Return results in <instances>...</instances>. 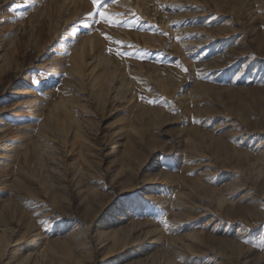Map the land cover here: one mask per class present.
<instances>
[{"label":"rangeland","instance_id":"obj_1","mask_svg":"<svg viewBox=\"0 0 264 264\" xmlns=\"http://www.w3.org/2000/svg\"><path fill=\"white\" fill-rule=\"evenodd\" d=\"M0 242L264 264V0H0Z\"/></svg>","mask_w":264,"mask_h":264},{"label":"bare ground","instance_id":"obj_2","mask_svg":"<svg viewBox=\"0 0 264 264\" xmlns=\"http://www.w3.org/2000/svg\"><path fill=\"white\" fill-rule=\"evenodd\" d=\"M14 116V115H13ZM32 131H33V129H32ZM38 132V131H37ZM15 133V132H14ZM19 133V132H18ZM21 133V132H20ZM17 134V133H16ZM25 136H23V138H24ZM30 138L28 139V140H31V139H36L37 137L34 135V136H32V135H30L29 136ZM23 138L21 139V141L20 142H25V141H23ZM16 139H14L13 137L11 138V141H15ZM27 140V141H28ZM26 141V142H27ZM19 146V145H18ZM30 149H31V147H30ZM29 149V150H30ZM34 149V148H33ZM19 151V150H18ZM23 152V151H22ZM15 154V153H14ZM20 154H22V153H20ZM23 155V154H22ZM25 158V157H24ZM114 218L115 217H110L109 219H107L105 222H104V224H103V229L104 230H107V229H110V228H112V226H113V224H114ZM4 219V218H3ZM4 241V240H3ZM1 243V242H0ZM2 245V244H1ZM3 245H5V243L3 244ZM2 247H4V246H2ZM7 247V246H6ZM6 247H4L5 249H6ZM19 249L20 250H18V251H22V250H24L22 247L20 248L19 247ZM134 252H136V251H134Z\"/></svg>","mask_w":264,"mask_h":264},{"label":"snow or ice","instance_id":"obj_3","mask_svg":"<svg viewBox=\"0 0 264 264\" xmlns=\"http://www.w3.org/2000/svg\"><path fill=\"white\" fill-rule=\"evenodd\" d=\"M92 3H93L94 6L99 8L101 3H102V0H92ZM99 15H100V17H102L104 19L105 22L112 23V21H109L108 18L105 16L104 12H99ZM118 54L119 55H126V53H123V52H120ZM128 55H130V54H128ZM33 83L38 85L40 83V81L39 80H34ZM150 102L154 103V101H150Z\"/></svg>","mask_w":264,"mask_h":264}]
</instances>
